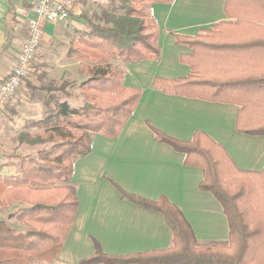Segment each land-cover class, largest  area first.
<instances>
[{
    "label": "trees",
    "instance_id": "1",
    "mask_svg": "<svg viewBox=\"0 0 264 264\" xmlns=\"http://www.w3.org/2000/svg\"><path fill=\"white\" fill-rule=\"evenodd\" d=\"M104 1L100 21L90 22L89 30L67 53L82 64L83 104L50 97L55 107L47 110L48 116L27 123L38 132L18 136L20 144L43 150L20 161L17 178L0 176L1 207L16 199L29 204L9 216L24 225V231L0 221V264H51L58 256L79 206L71 186L75 161L91 152L94 134L117 138L142 96L124 86L125 72L114 69L111 60L136 63L160 58L159 30L145 5L174 0ZM225 3L226 14L235 22L223 23L206 35L177 37L193 52L181 56L193 75L179 81L155 79L154 86L166 94L237 104L241 107L237 131L264 136V76H234L240 68L247 72L245 60L254 50L264 49V0ZM154 133L158 142L185 154L187 166L203 170L200 190L213 194L222 205L229 222L228 240L201 244L180 209L166 197L151 201L118 188L124 199L165 219L173 233V248L113 257L96 244L95 255L81 264H264V169L239 170L224 148L202 133L191 142Z\"/></svg>",
    "mask_w": 264,
    "mask_h": 264
},
{
    "label": "crops",
    "instance_id": "2",
    "mask_svg": "<svg viewBox=\"0 0 264 264\" xmlns=\"http://www.w3.org/2000/svg\"><path fill=\"white\" fill-rule=\"evenodd\" d=\"M36 2L0 0V83L17 63ZM106 4L104 0H79L71 13L70 29L64 24L44 27L34 71L21 87L28 89L27 96L51 92L52 84L63 85L64 91H81L79 87L85 80L80 74L82 64L69 60L66 55L89 30L90 22L100 21ZM225 8V0H174L170 4L147 5V16L159 30L160 58L111 63L125 72L124 86L141 91L142 96L117 138L94 134L91 152L75 161L71 186L76 191L79 206L68 237L51 264H81L95 255L96 244L104 254L113 257L173 248V233L165 219L124 199L118 188L151 201L166 197L180 209L201 244L228 240L229 222L222 205L213 194L200 190L203 170L187 166L185 154L158 142L154 133L158 130L181 142H191L198 133L205 134L224 148L239 170L263 171L264 136L237 131L239 105L166 94L154 86L155 79L179 81L193 75L192 67L181 61L182 55L193 52L188 45L179 44L177 37L206 35L223 23L235 22L229 19ZM68 30L74 32L72 43L66 41ZM60 47L63 49L58 50ZM47 59L55 62L54 67L51 66L55 76L48 75ZM245 61L248 62L247 72L240 68L235 71V77L264 76V49L254 50ZM16 95L0 111L2 177L17 178L20 161L37 156L43 150V146L18 142L20 133L38 132L27 128L28 121L37 117L18 122L22 118L20 110L41 103L33 101L32 97L22 102ZM65 95L63 100L73 104L68 94ZM50 99L44 100L45 105ZM28 205L16 199L0 206V221H7L18 232L24 231V225L9 216Z\"/></svg>",
    "mask_w": 264,
    "mask_h": 264
},
{
    "label": "built area",
    "instance_id": "3",
    "mask_svg": "<svg viewBox=\"0 0 264 264\" xmlns=\"http://www.w3.org/2000/svg\"><path fill=\"white\" fill-rule=\"evenodd\" d=\"M79 0H37L28 19L27 37L18 55L17 63L5 81L0 83V111L14 97L34 71L44 27L64 24L69 27L71 13Z\"/></svg>",
    "mask_w": 264,
    "mask_h": 264
},
{
    "label": "rangeland",
    "instance_id": "4",
    "mask_svg": "<svg viewBox=\"0 0 264 264\" xmlns=\"http://www.w3.org/2000/svg\"><path fill=\"white\" fill-rule=\"evenodd\" d=\"M147 5L148 4L145 5V8L147 7ZM68 29H70V28L68 27ZM73 36H74V32L72 30L71 31L68 30L67 37H66V41L68 43H72L73 42V38H74ZM61 49H63V48H61V47L58 48V50H61ZM68 52H69V50H68ZM66 57L68 58L67 55H66ZM69 60H71V59H69ZM115 60H123V59H112L111 60V63L113 61H115ZM72 61H75V60H72ZM54 64H55L54 60L47 59V63H46L45 66L48 65V67H49L48 68L49 69L48 70V75H52L53 76L55 74L54 71H51L52 68L54 67ZM51 66H52V68H51ZM113 68L122 71V69L116 68L114 66H113ZM59 86L60 85L52 84V88H50V89H52V90H50L51 92H44V93L38 92V94H36V95L33 94L34 97H33V95L31 96L30 94L27 96L28 89L21 88V90H19L18 93H17V95H16V97H18L19 100H21L22 102H25L27 97L28 98H31L32 97L33 98V101H36L37 103H41V105H36L34 107H28V106L23 107L20 110V114H21L22 118L18 122H26L28 119H30L32 117H37V118H33V119H37V120L46 118L48 116L47 110H50V109H52V108L55 107V105H54V99H61V100H63V98L64 99L66 98V95L65 94H68L67 98L70 99V101H72V103L74 105L75 104H79V102H81V101H84V96H83V92L82 91H78L77 89L76 90H72V91L71 90L64 91L63 90L64 88L62 87L63 85L60 86V87ZM50 97L51 98H54V99H50V102H46V105H45L44 100L45 99L47 100Z\"/></svg>",
    "mask_w": 264,
    "mask_h": 264
}]
</instances>
